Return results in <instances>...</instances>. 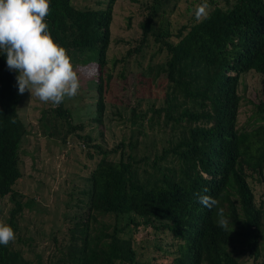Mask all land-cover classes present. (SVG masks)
<instances>
[{
	"label": "trees",
	"instance_id": "obj_1",
	"mask_svg": "<svg viewBox=\"0 0 264 264\" xmlns=\"http://www.w3.org/2000/svg\"><path fill=\"white\" fill-rule=\"evenodd\" d=\"M171 1L147 2L138 38L118 58L109 56L116 0L86 7L50 0L44 19L73 69L95 65L90 122L97 135L107 133L105 98L114 91L123 133L108 148L83 134L64 100L42 112L45 134L63 144L76 138L93 161L75 204L80 215L70 217L64 236L52 234L46 256L33 253L32 237L15 239L26 128L16 73L0 56V219L7 198L13 205L6 224L14 231L0 246V264H264V196H256L264 183L263 90L248 101L245 124L256 125L247 130L238 120L242 78L264 77V0H205L201 19L175 27L163 17ZM198 196L216 204L206 207ZM220 211L227 229L217 224ZM139 227L154 238L157 255L147 261L138 258Z\"/></svg>",
	"mask_w": 264,
	"mask_h": 264
},
{
	"label": "rangeland",
	"instance_id": "obj_2",
	"mask_svg": "<svg viewBox=\"0 0 264 264\" xmlns=\"http://www.w3.org/2000/svg\"><path fill=\"white\" fill-rule=\"evenodd\" d=\"M94 0H72V4L77 7L93 6ZM150 0H116L113 6V19L111 24V45L109 56L121 57L132 42L139 36V23L147 15L145 8ZM205 0H177L166 5L163 17L171 22L173 27L186 22L195 15L196 9ZM223 3V0H218ZM176 3V4H175ZM204 8L205 15L208 11ZM201 16L199 17L201 19ZM149 54L145 58L147 61ZM144 61V65L145 62ZM131 69H136L135 64H131ZM79 79V89L75 96L65 97V106L70 109L74 123H84L83 134L92 133L97 139V143H105L108 148H112L121 140V124L118 123L116 112L120 108L117 103L118 92L106 95L105 125L107 133L103 138L97 135L94 123L90 122V117L95 113V106L98 100L93 81H95V65L89 67L80 65L73 69ZM120 83L121 80H116ZM129 90V89H128ZM127 90V91H128ZM264 91V77L257 74H247L242 78L240 94L242 96V108L240 109L239 125L247 130L255 122L245 124L251 115L249 100L254 99L255 94ZM129 92V91H128ZM21 101L18 108L20 119L22 120L26 134L22 140L19 156V168L21 178L16 186L17 192L23 196L21 202L24 205L22 213L17 218V235L30 242V237L35 239L33 253L50 254L48 249L53 244L50 241L52 234L64 236L66 225L69 219L79 216L81 210L75 206L78 200L79 191L85 187V178L88 169H91L93 161L86 159V148L76 138L63 142L56 136L43 132L41 114L47 108L53 107L51 102H42L31 90L20 93ZM120 98V96H119ZM122 108V106H121ZM260 121V120H259ZM254 125V126H255ZM106 141V142H105ZM72 193V199H68L67 194ZM256 196H264V183L256 187ZM4 212L0 223L6 224L7 212L12 207L10 200H4ZM153 239L149 235V229L139 227L135 240L137 242L138 258L147 261L157 254L152 250ZM146 247V248H142ZM24 249V248H23ZM27 247L25 248V251ZM148 250V251H147ZM27 252V251H26ZM252 264V263H250Z\"/></svg>",
	"mask_w": 264,
	"mask_h": 264
},
{
	"label": "clouds",
	"instance_id": "obj_3",
	"mask_svg": "<svg viewBox=\"0 0 264 264\" xmlns=\"http://www.w3.org/2000/svg\"><path fill=\"white\" fill-rule=\"evenodd\" d=\"M50 0H0V56L9 71L16 73L19 93L31 90L40 101L60 104L65 97H73L79 89V79L73 70L66 50L52 38L45 17ZM204 13L201 6L195 15ZM206 207L216 204L214 199L198 196ZM217 224L227 229L229 220L218 212ZM14 239L13 229L0 223V246Z\"/></svg>",
	"mask_w": 264,
	"mask_h": 264
}]
</instances>
